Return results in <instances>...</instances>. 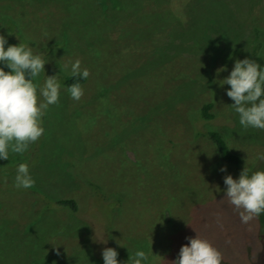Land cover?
I'll list each match as a JSON object with an SVG mask.
<instances>
[{"label":"rangeland","instance_id":"374dc122","mask_svg":"<svg viewBox=\"0 0 264 264\" xmlns=\"http://www.w3.org/2000/svg\"><path fill=\"white\" fill-rule=\"evenodd\" d=\"M3 24L8 44L45 59L38 85L76 59L89 75L79 100L60 88L37 142L0 160V264H103L104 247L122 264L138 248L172 264L196 233L222 264H261L264 226L222 200L237 175L194 120L213 99L211 129L242 169L264 167V130L241 127L220 81L236 59L264 65V0H0ZM21 162L28 189L14 187Z\"/></svg>","mask_w":264,"mask_h":264},{"label":"clouds","instance_id":"9594fccd","mask_svg":"<svg viewBox=\"0 0 264 264\" xmlns=\"http://www.w3.org/2000/svg\"><path fill=\"white\" fill-rule=\"evenodd\" d=\"M45 64V59L30 47L20 42L10 45L0 35V160H9L10 153L23 155L44 132L41 117L49 105L58 102L61 88L56 76H46L42 86L35 82ZM226 70L221 67L217 72ZM70 73L81 80L89 75L87 68H81L79 59L71 63ZM220 81L223 86H229L225 94L233 101L229 107L238 115L241 127L264 130V65L249 58L236 59L229 74ZM66 90L73 100L83 95L79 82L68 85ZM257 159L264 160V154H258ZM226 170V166L219 169L222 173ZM14 181L18 189L33 186L26 163L17 164ZM223 184L222 200L226 199L238 210L241 223L246 224L253 216L264 213V171L250 173L245 166L235 179L231 174L224 175ZM185 239L187 244L180 247L172 264H222L220 251L208 240L197 233ZM117 257L118 252L112 247L101 250L103 264H122ZM126 264H150L149 254L138 248Z\"/></svg>","mask_w":264,"mask_h":264},{"label":"trees","instance_id":"16d2710c","mask_svg":"<svg viewBox=\"0 0 264 264\" xmlns=\"http://www.w3.org/2000/svg\"><path fill=\"white\" fill-rule=\"evenodd\" d=\"M8 26L2 25L0 26V31H7ZM262 45L259 43L254 44L253 52L250 54L251 57H254L258 54L260 47ZM211 79L213 80V72H210ZM86 79L81 80L78 76L73 77L72 75H59L57 77V81L60 83L61 87L66 88L68 85H71L74 82H79L82 85ZM215 102L211 99L209 102L203 103L199 109L197 110V115L194 120L195 128H196V136L204 138L211 145V149L216 153L218 160L222 164H226L230 167L235 174L239 175L242 168L240 167V158L237 154L233 153L227 142L221 135V133L217 130L211 129L213 125V120L215 116L211 113L212 108L214 107ZM198 124V125H197ZM255 171H264L263 168L254 169ZM254 170H249V172H253ZM104 199V207H107ZM109 201V200H107ZM53 204L58 205L60 207H66L70 209L73 213H77V204L74 200L71 199H60L54 201ZM113 206V205H112ZM258 221L262 226H264V213L258 216ZM261 264H264V238H263V256L261 260Z\"/></svg>","mask_w":264,"mask_h":264}]
</instances>
